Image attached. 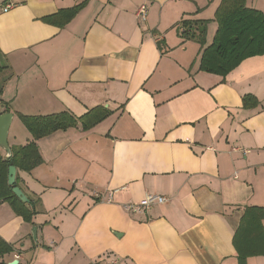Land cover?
I'll return each instance as SVG.
<instances>
[{"label":"crops","instance_id":"crops-1","mask_svg":"<svg viewBox=\"0 0 264 264\" xmlns=\"http://www.w3.org/2000/svg\"><path fill=\"white\" fill-rule=\"evenodd\" d=\"M220 3L0 0L9 147L32 140L18 115L109 112L36 141L42 164L16 176L39 213L25 223L0 204V238L13 247L1 262L264 264V55L225 76L200 69ZM245 6L264 14V0ZM181 21L206 22L204 46L179 35ZM246 95L255 103L243 106ZM148 194L167 201L122 209Z\"/></svg>","mask_w":264,"mask_h":264},{"label":"trees","instance_id":"trees-1","mask_svg":"<svg viewBox=\"0 0 264 264\" xmlns=\"http://www.w3.org/2000/svg\"><path fill=\"white\" fill-rule=\"evenodd\" d=\"M80 7L81 4L67 9V20L71 19ZM50 19L52 17L45 20ZM215 20L218 25L217 31L211 45L203 51L201 70L225 76L244 59L264 55V14L261 11L247 8L245 0H221ZM205 24L206 22L201 21H181L178 26L179 35L204 46ZM5 70L7 67L0 63V73ZM242 102L243 106H247L249 102L255 103V99L251 95H246ZM108 115L109 112L102 107L93 108L79 118H74L68 112L48 116L18 115L32 140L24 146L10 147L9 158L5 157V152L0 149V204L8 203L17 216L25 223L31 224L33 217L39 213V199L27 198L28 202L22 203L16 198L11 187L7 185L8 168L13 166L18 172H31L43 162L36 145L37 140L56 131L75 127L77 123L81 124L83 131H87ZM15 179L17 186L18 176ZM12 252V245L0 238V260ZM0 264L4 263L0 261Z\"/></svg>","mask_w":264,"mask_h":264},{"label":"water","instance_id":"water-1","mask_svg":"<svg viewBox=\"0 0 264 264\" xmlns=\"http://www.w3.org/2000/svg\"><path fill=\"white\" fill-rule=\"evenodd\" d=\"M13 115L11 113L0 114V149L5 152V157L9 158L11 156L10 147L8 145V132L11 125ZM16 169L13 166L8 168L7 175V185L11 187L13 195L18 198L22 203H27L28 199L22 190L15 185ZM32 235L35 240L36 238V228L32 229ZM8 264H17V261H13Z\"/></svg>","mask_w":264,"mask_h":264},{"label":"built area","instance_id":"built-area-1","mask_svg":"<svg viewBox=\"0 0 264 264\" xmlns=\"http://www.w3.org/2000/svg\"><path fill=\"white\" fill-rule=\"evenodd\" d=\"M11 8V5H5L3 10L7 11ZM147 6L144 4H141L138 6L135 12V17L138 22L142 23L146 21L147 18ZM244 154L247 153V151H243ZM167 201V199L164 196L160 195H146L142 200L139 202L126 204L122 206V209L125 212L136 214L141 213L149 210L152 206L157 204H163ZM110 264H116L115 261H110Z\"/></svg>","mask_w":264,"mask_h":264},{"label":"rangeland","instance_id":"rangeland-1","mask_svg":"<svg viewBox=\"0 0 264 264\" xmlns=\"http://www.w3.org/2000/svg\"><path fill=\"white\" fill-rule=\"evenodd\" d=\"M92 191V190H91ZM90 193V192H89ZM32 237V236H31ZM33 239V238H32ZM33 241H34V239H33Z\"/></svg>","mask_w":264,"mask_h":264}]
</instances>
